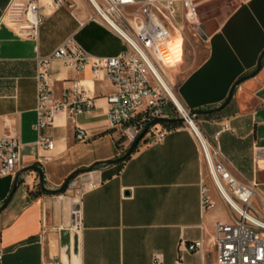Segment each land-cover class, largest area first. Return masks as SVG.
Wrapping results in <instances>:
<instances>
[{"label":"crops","instance_id":"crops-1","mask_svg":"<svg viewBox=\"0 0 264 264\" xmlns=\"http://www.w3.org/2000/svg\"><path fill=\"white\" fill-rule=\"evenodd\" d=\"M47 1L40 0L44 22L36 38L0 24V137L15 136L19 171L38 166L45 187L55 190L75 170L120 157L127 144L108 122L107 98L114 88L105 75L90 68L75 72L60 60L47 68L54 99L67 97L72 82H81L95 106L77 115L74 123L61 113L52 127L36 130L37 59L70 36L98 57L117 56L126 47L116 34L88 21L87 0H67L74 2L75 10L65 3L54 12L46 8ZM8 2L0 0V15ZM199 20L195 30L204 43L202 59L181 80L175 73H170V80L191 112L218 108L242 80L223 109L195 120L238 178L257 184L264 201V0H213L200 6ZM164 115L178 118L171 107ZM158 126L174 130L160 143H153L146 133L128 160L87 173L93 187L81 197L68 191L39 194L38 175L26 172L0 212V264H153L156 256L163 264H176L179 244L196 240L203 241V250L182 253V264L215 263V225L230 224L232 212L183 122ZM223 126L228 130L222 131ZM78 129L85 131L86 141L76 139ZM41 135L54 142L51 150L37 145ZM14 180L15 176L0 179V207ZM201 187L214 202L213 209L201 207ZM76 210L81 219L78 232L73 230Z\"/></svg>","mask_w":264,"mask_h":264},{"label":"built area","instance_id":"built-area-1","mask_svg":"<svg viewBox=\"0 0 264 264\" xmlns=\"http://www.w3.org/2000/svg\"><path fill=\"white\" fill-rule=\"evenodd\" d=\"M92 12L88 21L96 22L116 34L125 44L126 50L113 57H98L86 52L73 38L65 39L51 54L38 58L35 79L37 82L36 130L52 127L61 113L74 123L77 115L94 108V98L85 94L81 82H72L71 91L60 101L54 99L48 83L47 68L54 60L65 62L67 68L81 72L90 68L95 74L102 73L114 88L107 98V117L111 129L130 146L149 123L164 117V109L171 107L181 119L184 128L193 136L200 149L209 177L220 197L232 212L230 224L215 225L213 245L217 261L213 264H264V201L260 198L255 182L238 178L226 164L217 145H213L203 134L192 112L180 102L175 85L170 80V71L179 63L169 67L164 62L161 48L170 39V29L179 34L185 26L200 25L199 8L213 0H87ZM67 3L73 11L74 2L48 0L46 8L56 11ZM182 9L185 25L173 28L177 8ZM40 0H9L0 15V24L16 30L21 36L36 38L44 22L40 13ZM182 43V56L184 47ZM174 129L152 125L146 133L152 135L153 143H160ZM222 131L228 130L223 126ZM218 134L214 136L217 141ZM76 139L84 142L87 134L78 129ZM37 145L51 150L54 142L47 136H39ZM19 145L12 133L0 137V179L13 177L20 168ZM93 187L90 182L89 187ZM85 192H80L79 196ZM201 207L214 208V202L201 187ZM257 200L258 205L254 203ZM81 228L80 212H73V230ZM202 240L178 246L176 264H182V253L194 254L203 250ZM1 260V254H0ZM57 264V263H49ZM153 264H163L161 256Z\"/></svg>","mask_w":264,"mask_h":264},{"label":"water","instance_id":"water-1","mask_svg":"<svg viewBox=\"0 0 264 264\" xmlns=\"http://www.w3.org/2000/svg\"><path fill=\"white\" fill-rule=\"evenodd\" d=\"M259 68V61H258V66H257V69ZM242 82V80H240L239 82H237L233 89L231 90V92L229 93L226 101L221 105L219 106L218 108H215V109H212V110H197V111H194L192 112V115L194 117L198 116V115H208V114H212V113H216V112H219L221 109H223L228 103L229 101L231 100L232 98V95H233V91H234V88L240 84ZM170 122H181V119L180 118H177V119H168V118H165V117H162V118H159V119H156L154 121H152L151 123L148 124V126L145 128V130L137 136V138L134 140V142L129 146V148L126 150V152L124 154H122L120 157L116 158V159H111V160H107L105 162H101V163H96V164H93L92 166L88 167V168H82V169H78V170H75L74 172H72L67 178L66 180L64 181V183L58 188V189H55V190H51V189H47L45 187V180H44V174H43V171L38 167V166H30L28 168H25L21 171H19L16 175H15V180H14V184H13V188L11 190V193L10 195L8 196V198L6 199V201L4 202V204L0 207V212L7 206V204L9 203L17 185L19 184L20 180H21V177L26 173V172H29V171H33L35 172L37 175H38V183H39V186H40V189L45 192L46 194H49V195H55V194H61L63 193L66 188L68 187V185L70 184V182L75 178L77 177L78 175L80 174H84V173H90L94 170H97L98 168L100 167H105V166H110V165H115L117 163H121V162H125L126 160L129 159V157L134 153L139 141L143 138V136L146 134V132L148 131V129L152 126V125H155V124H158V123H170Z\"/></svg>","mask_w":264,"mask_h":264},{"label":"rangeland","instance_id":"rangeland-1","mask_svg":"<svg viewBox=\"0 0 264 264\" xmlns=\"http://www.w3.org/2000/svg\"><path fill=\"white\" fill-rule=\"evenodd\" d=\"M90 10L92 12L91 7ZM172 25L175 29H178V26L185 25L182 18V9L180 7L177 8V13L174 21H172ZM170 33L171 35H176V31L174 29H170ZM177 34L182 36V34ZM182 38H184L185 42L183 47V57L180 63L181 65H177V68H174L170 71L171 75H173L174 73L176 74L175 79H177L178 81L181 80L182 77L187 75L192 70V68L199 63V61L202 59L204 52V43L202 42V38L196 32L195 28L185 26ZM164 48L168 49L167 43L164 44ZM128 148L129 146L127 147V149ZM86 174L87 173L80 174L75 177L70 182L65 192L68 191L69 194L79 196L80 192L86 190L89 187L90 181L86 179ZM256 205L258 204L256 203Z\"/></svg>","mask_w":264,"mask_h":264},{"label":"bare ground","instance_id":"bare-ground-1","mask_svg":"<svg viewBox=\"0 0 264 264\" xmlns=\"http://www.w3.org/2000/svg\"><path fill=\"white\" fill-rule=\"evenodd\" d=\"M182 43L183 38L180 35H171L170 39L167 42L168 49L164 47L161 48L164 57V62L169 67L173 66L176 61L182 58Z\"/></svg>","mask_w":264,"mask_h":264},{"label":"trees","instance_id":"trees-1","mask_svg":"<svg viewBox=\"0 0 264 264\" xmlns=\"http://www.w3.org/2000/svg\"><path fill=\"white\" fill-rule=\"evenodd\" d=\"M170 123H172V122H170ZM39 190H38V193L39 194H46L45 192H43L40 188H38Z\"/></svg>","mask_w":264,"mask_h":264}]
</instances>
